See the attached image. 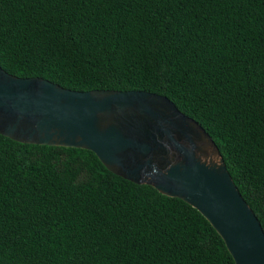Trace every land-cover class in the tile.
Returning a JSON list of instances; mask_svg holds the SVG:
<instances>
[{
	"label": "trees",
	"instance_id": "obj_1",
	"mask_svg": "<svg viewBox=\"0 0 264 264\" xmlns=\"http://www.w3.org/2000/svg\"><path fill=\"white\" fill-rule=\"evenodd\" d=\"M0 66L167 96L216 143L264 230V0H0ZM0 264H234L184 200L90 150L0 134Z\"/></svg>",
	"mask_w": 264,
	"mask_h": 264
},
{
	"label": "water",
	"instance_id": "obj_2",
	"mask_svg": "<svg viewBox=\"0 0 264 264\" xmlns=\"http://www.w3.org/2000/svg\"><path fill=\"white\" fill-rule=\"evenodd\" d=\"M0 134L21 143L90 150L112 173L198 210L234 264H264V230L216 143L163 94L74 90L0 66Z\"/></svg>",
	"mask_w": 264,
	"mask_h": 264
}]
</instances>
